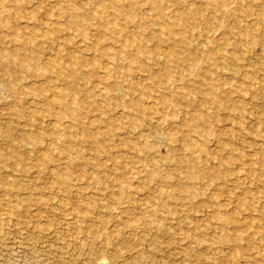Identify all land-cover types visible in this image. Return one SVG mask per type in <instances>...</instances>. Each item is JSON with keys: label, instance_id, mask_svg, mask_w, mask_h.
Here are the masks:
<instances>
[{"label": "rangeland", "instance_id": "374dc122", "mask_svg": "<svg viewBox=\"0 0 264 264\" xmlns=\"http://www.w3.org/2000/svg\"><path fill=\"white\" fill-rule=\"evenodd\" d=\"M0 264H264V0H0Z\"/></svg>", "mask_w": 264, "mask_h": 264}, {"label": "bare ground", "instance_id": "6f19581e", "mask_svg": "<svg viewBox=\"0 0 264 264\" xmlns=\"http://www.w3.org/2000/svg\"><path fill=\"white\" fill-rule=\"evenodd\" d=\"M104 74V73H103ZM106 87V86H105ZM95 102V101H94ZM74 108V107H73ZM73 110V109H72ZM193 112V111H192ZM139 160V159H138ZM80 194V193H79ZM85 251V250H84ZM125 252V251H124ZM129 252V251H128ZM127 252V253H128ZM127 253H125V254H127ZM110 254V253H109ZM103 259H104V257H103ZM139 261V260H138ZM102 263V262H101ZM104 263V262H103ZM105 263H106V261H105Z\"/></svg>", "mask_w": 264, "mask_h": 264}]
</instances>
